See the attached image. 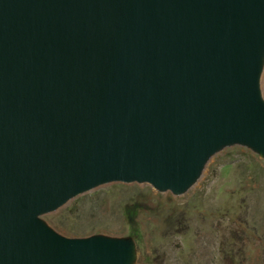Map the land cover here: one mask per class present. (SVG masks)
<instances>
[{"label":"water","instance_id":"obj_1","mask_svg":"<svg viewBox=\"0 0 264 264\" xmlns=\"http://www.w3.org/2000/svg\"><path fill=\"white\" fill-rule=\"evenodd\" d=\"M264 0H0V264H131L42 218L106 182L181 193L264 158Z\"/></svg>","mask_w":264,"mask_h":264},{"label":"rangeland","instance_id":"obj_2","mask_svg":"<svg viewBox=\"0 0 264 264\" xmlns=\"http://www.w3.org/2000/svg\"><path fill=\"white\" fill-rule=\"evenodd\" d=\"M260 87L264 97V59ZM103 191L105 203L91 223L101 228L96 234L132 240L131 264H264V158L245 145L218 149L181 193L106 182L41 218L65 234L54 224L62 210Z\"/></svg>","mask_w":264,"mask_h":264},{"label":"trees","instance_id":"obj_3","mask_svg":"<svg viewBox=\"0 0 264 264\" xmlns=\"http://www.w3.org/2000/svg\"><path fill=\"white\" fill-rule=\"evenodd\" d=\"M105 193L95 192L86 194L81 200H73L72 204L62 210L59 218L54 220L55 226L68 236H86L98 232L101 228L91 221L100 215L105 203ZM124 193H121V197Z\"/></svg>","mask_w":264,"mask_h":264}]
</instances>
